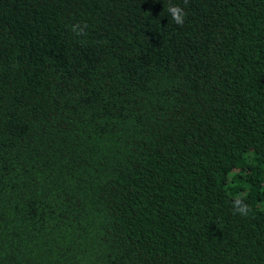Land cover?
<instances>
[{
  "label": "trees",
  "instance_id": "obj_1",
  "mask_svg": "<svg viewBox=\"0 0 264 264\" xmlns=\"http://www.w3.org/2000/svg\"><path fill=\"white\" fill-rule=\"evenodd\" d=\"M0 264H264V0H0Z\"/></svg>",
  "mask_w": 264,
  "mask_h": 264
},
{
  "label": "clouds",
  "instance_id": "obj_2",
  "mask_svg": "<svg viewBox=\"0 0 264 264\" xmlns=\"http://www.w3.org/2000/svg\"><path fill=\"white\" fill-rule=\"evenodd\" d=\"M183 3L187 5L188 0H183ZM168 15L171 16L172 20L179 26H183L185 17L187 15L185 9L178 4L169 3L167 8ZM87 24L81 25L79 22L71 26V30L77 35L81 36L84 34ZM233 214H239L241 216H248L250 208L245 202L243 195H236L232 201Z\"/></svg>",
  "mask_w": 264,
  "mask_h": 264
}]
</instances>
